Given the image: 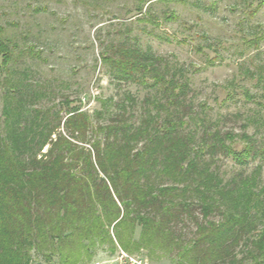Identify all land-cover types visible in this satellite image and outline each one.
<instances>
[{
  "label": "trees",
  "instance_id": "trees-1",
  "mask_svg": "<svg viewBox=\"0 0 264 264\" xmlns=\"http://www.w3.org/2000/svg\"><path fill=\"white\" fill-rule=\"evenodd\" d=\"M256 1L258 11L264 0ZM134 41L109 43L100 61L118 84L154 91L139 124L124 105L108 122H94L68 97L65 116L36 108L34 92L5 79L0 264H31L35 254L86 264L97 249L147 250L158 260L175 254L176 264H264V146L246 131L205 125L199 140L183 131L192 90L185 69ZM12 59L0 32V65L8 69ZM221 157L259 162L225 180ZM189 222L195 228L186 238L178 229Z\"/></svg>",
  "mask_w": 264,
  "mask_h": 264
},
{
  "label": "rangeland",
  "instance_id": "rangeland-1",
  "mask_svg": "<svg viewBox=\"0 0 264 264\" xmlns=\"http://www.w3.org/2000/svg\"><path fill=\"white\" fill-rule=\"evenodd\" d=\"M257 5L256 0H0V32L13 54L8 69L0 65V122L8 79L21 81L25 93H35L36 108L61 109L65 116L68 97L71 106L89 112L94 122H108L124 105L131 121L139 124L152 108L145 99L154 91L118 84L100 61L109 43L130 38L185 69L192 90L183 131L195 132L197 140L205 125L246 131L264 146V7L256 11ZM167 15L174 19L166 20ZM96 111L102 112L100 118ZM258 162L239 166L221 157L217 165L229 180L241 171L250 173ZM190 228L194 223L178 232L190 238ZM132 255L156 264L177 262L175 254L159 260L147 250ZM116 256L97 249L86 264H114ZM31 264L59 260L48 263L35 254Z\"/></svg>",
  "mask_w": 264,
  "mask_h": 264
},
{
  "label": "built area",
  "instance_id": "built-area-1",
  "mask_svg": "<svg viewBox=\"0 0 264 264\" xmlns=\"http://www.w3.org/2000/svg\"><path fill=\"white\" fill-rule=\"evenodd\" d=\"M114 264H156L145 258H141L130 253H127L123 250H119L117 253ZM96 264H105V263H96Z\"/></svg>",
  "mask_w": 264,
  "mask_h": 264
}]
</instances>
